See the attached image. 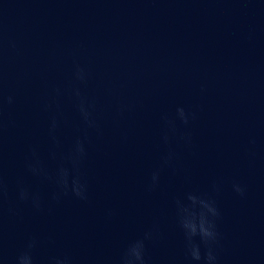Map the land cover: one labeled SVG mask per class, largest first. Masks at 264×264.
I'll return each mask as SVG.
<instances>
[{
  "label": "water",
  "instance_id": "water-1",
  "mask_svg": "<svg viewBox=\"0 0 264 264\" xmlns=\"http://www.w3.org/2000/svg\"><path fill=\"white\" fill-rule=\"evenodd\" d=\"M202 214L264 264V0H0V264H207Z\"/></svg>",
  "mask_w": 264,
  "mask_h": 264
},
{
  "label": "clouds",
  "instance_id": "clouds-1",
  "mask_svg": "<svg viewBox=\"0 0 264 264\" xmlns=\"http://www.w3.org/2000/svg\"><path fill=\"white\" fill-rule=\"evenodd\" d=\"M78 76L80 78H83L82 76V70L81 72H78ZM9 103L12 101V97H8ZM81 112L84 115V118L89 122L91 125L93 121L89 119L91 113L88 111V109L84 106V104H81ZM180 113L183 116L184 110L181 108ZM55 126V125H53ZM78 150L80 152H83V146L82 144L78 145ZM62 182L64 184H67V172H63L62 174ZM75 184V192L77 195H82V185L80 184L79 180L74 181ZM236 191L240 193L241 195L244 194V189L241 188L239 185H236ZM205 204V207L208 209L209 212L213 214V216L218 215L217 209L207 202H203ZM182 226L186 230V238H187V247L191 253V256L194 260H201L202 255L200 251V245L194 242V237L199 236L201 240L208 245V251L206 254V260L207 264H214L216 261V256L212 250L211 244L216 241L218 237V233L216 231L215 222L208 219L206 214H202L199 218V221L197 222L194 218H185L182 222ZM143 245L140 244L137 247L133 248L131 250V253L128 257H126V264H134L135 260L143 261L142 251ZM26 264H31L30 258L25 257Z\"/></svg>",
  "mask_w": 264,
  "mask_h": 264
}]
</instances>
